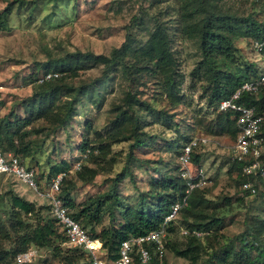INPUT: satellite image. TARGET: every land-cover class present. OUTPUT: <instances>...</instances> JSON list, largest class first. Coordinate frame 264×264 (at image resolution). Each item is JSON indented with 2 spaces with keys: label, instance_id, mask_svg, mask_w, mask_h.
<instances>
[{
  "label": "rangeland",
  "instance_id": "1",
  "mask_svg": "<svg viewBox=\"0 0 264 264\" xmlns=\"http://www.w3.org/2000/svg\"><path fill=\"white\" fill-rule=\"evenodd\" d=\"M212 1L223 11L234 12L239 18L253 14L261 16L249 0ZM176 7L175 0H0V12L9 8L5 27L0 29V117L23 116L22 104L34 89L33 80L43 72L41 64L75 51L108 55L111 49L124 42L126 34L134 37V46L142 45L152 33L153 18H157L172 36L171 50L176 72L173 77L174 95H167L165 82L158 72L153 76L149 71H141L137 78L131 80L124 78L119 71L102 77L101 65L76 70L69 73L64 82L77 88L97 79L89 98L80 95L81 101L64 127L57 128L43 119L33 121L24 129L29 132L24 140L34 151L25 157L17 156L26 167L34 170L41 187L64 169V164L70 166L71 173L65 179L74 185L69 193L70 201H67L70 212L88 198L107 194L110 188L121 200L118 206L134 207L140 194L145 196L147 205L155 202L154 195H148L152 181L177 174V146L191 138L206 136L212 142L195 150L205 178L201 191L204 198L212 203V208L209 205L205 211L219 218L221 224L219 229L207 231L209 239L200 238L204 248L194 264H207L211 251L229 240H232L236 252L242 250L240 242L244 243L246 253H239L244 264H259L261 257L258 254L264 251V232L256 233V228L264 222V200L239 194V171L236 167L230 169L229 148L233 138L226 133H218L214 126L217 114L207 106L209 89L206 77L195 69L199 52L195 40L178 34ZM233 46L235 66L246 69L251 65L254 74L249 73L248 76L255 79L259 61L249 39H237ZM126 92H131L154 110L148 112L134 108L144 146L132 151L134 160H127L129 141L111 143L104 157L95 152L96 156L85 159L78 150L80 143L86 141L87 146H96L108 142V129L119 111L117 107L122 106ZM261 93L264 94V87ZM76 163L95 171L90 182L77 178L72 171ZM125 164L131 175L113 184V178ZM10 192L32 202L35 207L47 205L44 200L36 199L24 184L10 176L0 177V222L5 230L0 235V248L3 250L15 248L21 234L9 227ZM118 206L112 209L115 218L110 221L104 214L100 223L94 226L95 232L111 224L117 228L120 221ZM40 215L48 216L44 210ZM22 221L30 227L35 225L32 216L22 217ZM171 229L166 233V240L174 243L176 248L184 247L185 238L181 231L190 229L185 226L181 214L172 221ZM66 247L59 244L60 255L55 257L51 250L30 245L24 251L34 250L30 262L18 263V254L11 257L8 253L1 264H66L64 258L72 264L87 263L86 257ZM164 264L190 263L167 249Z\"/></svg>",
  "mask_w": 264,
  "mask_h": 264
},
{
  "label": "trees",
  "instance_id": "2",
  "mask_svg": "<svg viewBox=\"0 0 264 264\" xmlns=\"http://www.w3.org/2000/svg\"><path fill=\"white\" fill-rule=\"evenodd\" d=\"M175 1L177 2V9H175L177 32L181 37L195 40L199 52V60L195 69L200 70L199 73L202 71L200 75L206 77V86L209 89L207 106L215 112L214 107L217 102L227 98L242 82L251 80L248 76L249 73L254 74L251 65L246 69L235 66V47L233 43L240 38L249 39L250 42V40L264 37V6L261 2L249 0L261 16L253 14L247 15L245 18H239L234 12L220 9L212 0ZM8 14L9 8H5L0 12V29L5 27ZM153 20L152 33L142 45L134 46V37L131 34H126L124 42L118 48L111 49L108 55L75 51L41 64L43 69L41 75L55 72L58 76L40 84L35 83L36 78L33 80L34 89L22 104V117L17 118L11 115L0 117V151L3 154L11 152L15 156H28L34 150L30 147L29 142L24 140L29 133L28 130L24 129L30 126L33 121L43 119L57 128L64 127L70 121L75 106L81 101L80 95L89 98L97 81V79L93 80V82L83 84L77 88L67 85L64 82L65 77L76 70L101 65L103 67L102 77L110 72L119 71L124 78H131V80L137 78L138 73H141V71H149L153 76H157L155 73L158 72L165 82L164 89L167 95H174L173 77L176 72L175 59L171 50L172 36L168 33L169 29L163 26L162 22L158 21L157 18H153ZM261 90L254 95L244 94L240 102L246 106H252L255 112L261 115L264 120V94L261 93ZM58 103L59 106H57ZM135 107L139 110L154 112L149 104L137 99L131 92H126L123 96L122 106L117 107L119 111L108 129V142L96 146H87L86 141L80 143L78 150L85 159L96 156L94 155L95 152L104 157L111 143L129 141L127 160H134L131 156L132 151L144 146V140L141 139L140 125L135 116ZM215 113L217 116L214 126L218 128L217 132L226 133L234 138L236 129L232 114L228 112ZM259 136L263 139L264 146V121L261 124ZM181 147L177 146L176 157ZM260 158L264 163V153ZM191 161L194 165L199 166L197 155L193 154ZM78 164L79 169L75 171L77 178L80 181L90 182L95 176V171L86 169L82 166V163ZM231 164L230 169L236 167L239 171L237 174V184L239 186L240 182L244 180L240 176V166L234 162ZM64 166L65 168L58 172L64 174L59 195L67 205V201H70L69 193L74 189V185L65 180L69 176L70 166L68 167L66 164ZM176 173L169 177L164 176L160 181H152L148 195L150 197L154 195L156 200L151 205H147L145 196L140 194V199L134 207L118 206L121 204V200L115 190L110 188L107 194L96 198H88L83 204L78 205L73 212L69 211V214L91 239L97 240L101 244V248L106 251L107 258L113 260L117 256L118 246L122 241L158 229L163 218L170 212V207L182 198L185 181L179 177L178 169ZM130 175L127 164H125L122 170L113 178L112 183L115 184ZM9 202L10 208L7 213L9 227L21 234L17 239L18 245L15 248L12 250L0 248V264L8 253L11 257H14L16 254L23 253L30 245L51 250L55 257L60 255L61 248H59V244L63 245L65 236L60 225L51 215L50 206L46 203L45 206L35 207L32 202H28L12 192L9 195ZM226 202L229 204V200H226ZM209 205L212 208V203L210 204L204 198L201 189H194L186 198V204L177 213V216L178 214L182 215L187 228L203 232L206 239H209L207 231L209 229L215 231L219 229L221 224L219 218H215L205 211ZM115 206L120 207V221L117 228L111 224L102 227L99 232H95L94 226L100 223L104 214L108 215L110 221L115 218L112 212ZM69 207L72 208L73 206L70 205ZM42 210L46 211L48 216L41 217L40 212ZM25 216H32L35 221L33 227L22 221V217ZM187 220H193V222H187ZM172 221L167 224L166 233L172 231ZM262 232H264V222L261 223L259 228H256V233ZM4 233L5 230L0 222V235ZM183 237L185 238L184 247L176 248L174 243L166 240L165 250L169 249L176 257L194 264L203 251L202 242L200 238L192 235L187 234ZM56 243H58V246H55ZM240 243L242 249L240 252L235 251L232 240L217 245V249L211 251L208 255L207 264H244L239 253H246L244 250L245 245L242 242ZM67 249L82 254L84 258L86 257L82 250L70 247ZM262 255H264L263 250L258 254L261 257L259 264H264V256ZM64 260L66 264H72L66 258ZM150 264H153V262Z\"/></svg>",
  "mask_w": 264,
  "mask_h": 264
},
{
  "label": "built area",
  "instance_id": "3",
  "mask_svg": "<svg viewBox=\"0 0 264 264\" xmlns=\"http://www.w3.org/2000/svg\"><path fill=\"white\" fill-rule=\"evenodd\" d=\"M261 2L264 0H254ZM250 47L259 61L255 79L242 82L227 98L216 103L214 110L218 113H231L234 119L236 135L229 148L231 162L240 166L239 194L245 198L264 200V163L260 158L264 153L263 139L259 136L263 117L255 112L252 106L240 102L244 94L254 95L264 87V37L250 40ZM55 72L40 75L35 83L40 84L57 77ZM211 139L202 136L189 139L179 150L176 157L178 174L185 181L184 195L170 207V212L163 218L160 227L143 235L133 236L122 241L118 246L117 256L110 260L106 251L97 240L91 239L83 228L69 214L68 206L59 195L63 173H58L45 187L38 184L34 170L26 167L18 156L0 151V176L12 177L34 193L36 199L44 200L50 206V213L60 225L65 236L64 246L82 250L88 264H164L166 227L175 219L180 208L186 204V198L194 189L205 185L202 169L192 163L191 157L200 146L211 143ZM194 166H193V165ZM79 169V164L72 171ZM71 173L70 171H68ZM182 235L202 238L203 232L182 230ZM34 250L17 255L18 263L30 262Z\"/></svg>",
  "mask_w": 264,
  "mask_h": 264
}]
</instances>
